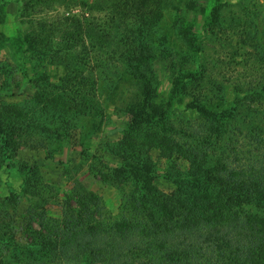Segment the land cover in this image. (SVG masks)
<instances>
[{
    "label": "rangeland",
    "instance_id": "rangeland-1",
    "mask_svg": "<svg viewBox=\"0 0 264 264\" xmlns=\"http://www.w3.org/2000/svg\"><path fill=\"white\" fill-rule=\"evenodd\" d=\"M219 2L220 21L212 27L206 22L215 0H0V147L8 144L0 154V211L12 213L0 219V264L44 261L23 248L34 239L26 210L35 186L55 187L45 206L52 217H61L66 197L78 207L84 189L118 213L121 191L104 173L122 165L116 145L132 107L146 100L129 63L134 41L143 36L152 45L150 110L165 105L178 77L198 75L187 80L172 108L164 106L171 110L174 129L166 135L175 150L176 144L187 153L199 147L197 133L206 137L205 166L217 165L221 154L235 160L253 150L249 133L264 122V0ZM182 28L202 40L200 57L186 45ZM203 105L209 117L202 116ZM182 157L174 161L187 170L191 161ZM149 158L161 172L153 185L171 192L173 182L164 176L170 164L157 148ZM232 159V166L225 159L224 165L242 166ZM11 195L15 210L4 201ZM84 257L68 264H103Z\"/></svg>",
    "mask_w": 264,
    "mask_h": 264
},
{
    "label": "trees",
    "instance_id": "trees-1",
    "mask_svg": "<svg viewBox=\"0 0 264 264\" xmlns=\"http://www.w3.org/2000/svg\"><path fill=\"white\" fill-rule=\"evenodd\" d=\"M214 6L206 22L212 27L220 21L219 0ZM144 20L146 29L147 17ZM180 32L192 53L200 57V37L189 28ZM145 39L134 41L129 63L146 100L132 107L126 131L116 145L122 165L106 167L104 173L121 191L118 213H109L99 194L84 189L77 193L78 207L66 197L60 202L61 217H52L45 206L55 195V187L35 186V191H30L33 201L26 210L28 230L34 239L23 247L24 252L39 254L44 260L40 264L81 263L87 254L103 264H264V122L249 133L255 153L245 150L242 158L234 160L225 153L218 157L217 165L205 166L209 155L203 149L206 137L201 133L196 136L199 147L193 145L187 153V149L178 151L176 144L175 150L171 136L166 135L174 129L169 123L171 110L168 113L164 106H173L174 98L182 94L193 74L178 77L165 105L150 110L153 58L152 45ZM79 83L84 85L82 80ZM199 110L204 118L209 117L204 105ZM204 120L211 123V119ZM153 148L160 149L161 157L170 164L164 176L173 182L171 192L153 185L161 173L158 163L149 158ZM6 149L8 144L0 147V154ZM179 156L191 161L187 170L175 163ZM224 159L230 165L228 160L232 159L242 166H225ZM4 201L14 203L12 209H16L17 197L6 196ZM9 216L10 210L0 211V219Z\"/></svg>",
    "mask_w": 264,
    "mask_h": 264
}]
</instances>
